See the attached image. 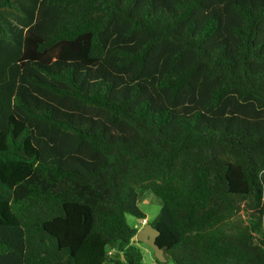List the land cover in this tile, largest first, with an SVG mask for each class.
<instances>
[{
	"label": "trees",
	"instance_id": "1",
	"mask_svg": "<svg viewBox=\"0 0 264 264\" xmlns=\"http://www.w3.org/2000/svg\"><path fill=\"white\" fill-rule=\"evenodd\" d=\"M146 192L165 261L264 264V0H0V264H144Z\"/></svg>",
	"mask_w": 264,
	"mask_h": 264
},
{
	"label": "rangeland",
	"instance_id": "2",
	"mask_svg": "<svg viewBox=\"0 0 264 264\" xmlns=\"http://www.w3.org/2000/svg\"><path fill=\"white\" fill-rule=\"evenodd\" d=\"M139 207L145 213L146 215L145 219L138 221L134 217L130 215H126L127 223L130 226H134V227L139 226L138 230H140L144 225H146L147 221L148 222L152 221L158 215L160 209V201L151 193L146 192L145 195L141 196L140 198ZM138 247L143 255L144 264H158L156 262V258L154 256L153 251L149 247L141 243L138 245ZM161 264H172V263L168 261H164L161 262Z\"/></svg>",
	"mask_w": 264,
	"mask_h": 264
},
{
	"label": "water",
	"instance_id": "3",
	"mask_svg": "<svg viewBox=\"0 0 264 264\" xmlns=\"http://www.w3.org/2000/svg\"><path fill=\"white\" fill-rule=\"evenodd\" d=\"M159 232L155 230L151 225L146 224L140 230L137 231L136 240L149 247L158 262H164L165 256L163 250L156 244V237Z\"/></svg>",
	"mask_w": 264,
	"mask_h": 264
}]
</instances>
